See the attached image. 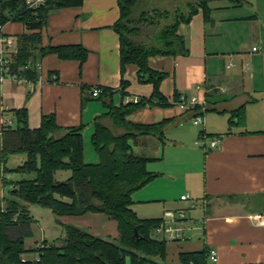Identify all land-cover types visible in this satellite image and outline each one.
<instances>
[{"label":"crops","instance_id":"0c3cea01","mask_svg":"<svg viewBox=\"0 0 264 264\" xmlns=\"http://www.w3.org/2000/svg\"><path fill=\"white\" fill-rule=\"evenodd\" d=\"M188 1L175 0L176 4ZM209 5V22L200 10L190 24L180 26L189 56L150 60L152 68L169 74L162 94L172 102L176 92L188 100L198 97L209 112L202 116L204 125L198 126L177 104L147 106L128 118L145 125L171 119L164 144L150 136L130 142L138 156L152 159L148 170L159 174L134 193L132 208L139 219H160L164 226L170 222L168 212H186L183 221L174 222L187 231L183 240L171 242L163 232H156L169 242L165 264L170 253L179 262L181 253L204 249L218 251L217 264H264V0H244L236 6L229 0H211ZM120 15L118 0H84L80 7L52 11L35 51L38 81L20 86L11 80L0 87V161L3 126L15 119L12 110L26 108L33 130L41 128L44 116H56L63 128L85 126V153V137L92 143L98 121L113 127L103 102L92 96L94 91H118L126 80L130 82L126 100L153 96V87L137 80L135 66L122 74L120 38L113 30ZM3 28L2 34L15 37L17 51L18 38L28 28L20 22ZM71 45L87 49L85 62L66 61L54 53L39 55L40 48ZM114 99L116 106L123 101L120 93ZM241 107L245 111L240 122L232 123L231 113ZM212 139L219 140L213 149ZM19 156L7 164L20 159V165L12 169L6 165L7 169L26 162L27 157ZM98 161L94 157L88 163ZM0 168L5 176L4 166ZM0 184L3 198L5 185ZM186 195L190 199L183 202ZM258 215L262 221L255 218Z\"/></svg>","mask_w":264,"mask_h":264},{"label":"trees","instance_id":"16d2710c","mask_svg":"<svg viewBox=\"0 0 264 264\" xmlns=\"http://www.w3.org/2000/svg\"><path fill=\"white\" fill-rule=\"evenodd\" d=\"M229 1L236 6L244 0ZM163 2L118 0L121 15L113 30L120 38L122 74L125 75L128 66H135L137 80L151 85L153 96L142 98L137 104H125L126 90L130 87V82L126 80H122L118 91L101 90L97 99L109 111L105 116L111 120L113 128L100 121L96 123L91 139L98 155L97 163H88L85 159V126L63 128L57 123L56 116H44L41 128L33 130L29 126L26 108L12 110L15 119L11 124L5 123L2 131L0 166H4V173L35 175L33 179L15 182L2 179L4 184H11L10 193L14 197L28 205L50 209L56 217L105 215L117 223L119 243L99 238L74 225H66L65 236L59 240L62 244L45 240L42 246L27 249L26 241L34 236V219L26 205L11 201L5 208L0 204V264H165L169 242L156 236L161 220H141L132 208L134 193L156 180L159 174L148 170L152 159L138 156L130 142L141 136H150L158 137L164 144L165 129L171 119L145 125L133 123L128 118L147 106L169 108L180 102L182 96L177 92L174 102L162 94L161 86L169 74L152 68L150 60L155 57L176 59L189 56L185 38L179 35L180 26L190 24L200 10L204 20L209 22L212 8L209 5L211 0H190L162 10L160 6H164ZM83 3L84 0H47L45 6L31 10L26 0H0V23L5 26L10 22H20L29 30L18 38L13 70L32 83L37 82L39 71L35 51L42 43L41 31L49 15L52 11L80 7ZM53 53L63 60L81 63L89 56L82 45L53 46L40 48L39 51L41 57ZM116 93L123 98L119 106L115 105ZM244 111L245 107L233 111L231 122H240ZM208 112L209 109L203 111L197 106L185 113L195 119ZM114 129H121L123 133H116ZM15 155H25L26 162L14 170L7 169L9 159ZM59 171L70 172L71 177L56 182L55 175ZM209 253L208 249L181 253L179 262L209 264ZM32 256L36 257L26 259Z\"/></svg>","mask_w":264,"mask_h":264},{"label":"rangeland","instance_id":"374dc122","mask_svg":"<svg viewBox=\"0 0 264 264\" xmlns=\"http://www.w3.org/2000/svg\"><path fill=\"white\" fill-rule=\"evenodd\" d=\"M157 1L158 0H152V2L154 3ZM175 3H176L175 0H164V2L162 3L164 6L162 7L160 6V8L162 10H165L166 8H168L167 6L169 5L174 7L173 5ZM149 32L150 30L147 32V34H149ZM114 130L116 133L119 132L116 129ZM85 138L87 139V142L85 144L86 160L91 161L94 159V157H96L98 160V155L94 151L91 140L89 139V137H85ZM22 157L26 158L25 155H20L19 157L16 158H22ZM18 160L20 159L12 160L10 164H7L8 168L12 169L17 165H20ZM70 176H71L70 172L59 171L55 175V181L56 182L64 181L68 179ZM34 177H35L34 174H29L28 176V175L18 174L16 172L6 173L4 176L3 170H1L0 168V183L2 182L3 178H5L8 182H15L23 179H28V180L33 179ZM4 185H5V195L3 198L0 196V204L4 206L3 208L6 207V204H8V202L18 201L22 205H26L27 211L30 212L31 215L33 216L34 222L32 224V230L34 236L26 241L27 249L38 248L42 246L45 240H48L51 243L58 242L59 245L62 244V242L59 240L65 236L66 225H70V226L74 225L87 233L89 232L94 236L107 239L115 244L119 243L118 242L119 233L117 229V223L109 220L105 215L87 214V216L85 217H56L50 209L42 208L39 205H34V204L28 205L20 198L16 196L14 197L10 193V191H12L11 184H4ZM4 198H6L7 201H4ZM65 201H69V200L65 199ZM33 257L36 256L26 257V259H32ZM178 263H179L178 259L176 257H173V253H170L169 261L166 264H178Z\"/></svg>","mask_w":264,"mask_h":264},{"label":"built area","instance_id":"2783aa9c","mask_svg":"<svg viewBox=\"0 0 264 264\" xmlns=\"http://www.w3.org/2000/svg\"><path fill=\"white\" fill-rule=\"evenodd\" d=\"M47 0H26V5L28 9L31 10H38V8H41L46 5ZM3 25L0 23V33L3 31ZM16 39L14 36H6L4 34H0V87L3 83L6 81H13L15 84H18L20 86H24L26 84H31L32 82L28 80L27 78L21 77L18 73H16L13 70V63H14V55L16 54ZM254 51H257L255 48ZM39 71L40 65L36 67ZM101 93V90L94 91L93 96L97 98L99 94ZM138 98H134L133 100H126L125 104L133 102L135 104L139 103ZM178 107L182 109V111H188V110H194L197 106L202 107L203 111L206 110L205 103L201 102L198 97H193L190 100L186 96H182L180 99V102L177 103ZM196 126L198 125H204L203 117L197 116V118L193 119ZM203 137H207L205 133L203 134ZM219 140L218 139H212L210 147L211 149L218 147ZM189 196L186 195L185 197H182V201L186 202V200H189ZM196 206L193 205L192 209H194ZM185 211H172L168 212L166 214V218L170 220V222H165V226L161 225L158 229V232H163V234L167 237V239L171 242L173 241H181L183 240L187 235V231L184 229H181L174 225V222L177 223L179 221H183L185 218ZM259 221H262L263 218L261 215H258L255 217ZM209 262L213 264L218 263V251L217 250H211L208 256Z\"/></svg>","mask_w":264,"mask_h":264}]
</instances>
